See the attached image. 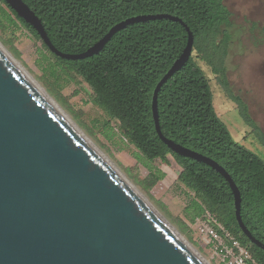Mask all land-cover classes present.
I'll list each match as a JSON object with an SVG mask.
<instances>
[{"label":"trees","instance_id":"trees-1","mask_svg":"<svg viewBox=\"0 0 264 264\" xmlns=\"http://www.w3.org/2000/svg\"><path fill=\"white\" fill-rule=\"evenodd\" d=\"M42 20L52 43L63 53L80 54L100 41L116 24L140 15L167 14L181 19L194 35L193 54L216 75L227 98L264 148V132L252 117L247 103L232 90L226 60L229 55L231 13L225 0H23ZM7 19L20 23L38 41L37 31L4 1ZM188 42L178 22L154 20L127 26L117 32L97 55L71 61L57 57L43 44L54 62L55 74L80 78L93 92V103L111 121L118 134L135 147L137 157L149 170L146 187L166 178L156 160L169 165L172 156L180 166L178 183L194 192L186 207L194 222L209 211L217 221L247 247L259 264L264 250L241 231L229 183L208 165L173 153L159 138L152 111L158 82L182 55ZM176 72L158 97L163 135L218 163L231 176L242 197V219L264 243V160L236 142L214 107V95L195 58Z\"/></svg>","mask_w":264,"mask_h":264},{"label":"water","instance_id":"water-1","mask_svg":"<svg viewBox=\"0 0 264 264\" xmlns=\"http://www.w3.org/2000/svg\"><path fill=\"white\" fill-rule=\"evenodd\" d=\"M4 1L51 53L71 61L99 54L129 25L163 19L180 23L188 33L186 48L153 92L157 134L173 153L204 163L226 179L241 231L264 250L242 219L241 193L230 174L162 133L159 93L193 54L194 35L181 19L167 14L132 17L87 51L69 54L55 47L27 3ZM67 117L0 47V264H204Z\"/></svg>","mask_w":264,"mask_h":264},{"label":"rangeland","instance_id":"rangeland-1","mask_svg":"<svg viewBox=\"0 0 264 264\" xmlns=\"http://www.w3.org/2000/svg\"><path fill=\"white\" fill-rule=\"evenodd\" d=\"M231 13L227 76L236 95L247 103L250 113L264 132V0H225ZM6 7L0 3V45L18 62L74 122L82 133L103 153L209 264H225L199 229V219L192 222L185 209L195 194L177 181L180 166L172 156L169 165L156 160L155 166L166 173L146 187L149 170L137 157V150L118 134L115 121L106 125L107 117L94 105L93 92L80 78L67 79L55 74L54 60L20 23L7 19ZM193 57L210 81L214 107L228 127L233 139L264 160V148L241 119L237 106L227 98L216 75L194 52Z\"/></svg>","mask_w":264,"mask_h":264},{"label":"built area","instance_id":"built-area-1","mask_svg":"<svg viewBox=\"0 0 264 264\" xmlns=\"http://www.w3.org/2000/svg\"><path fill=\"white\" fill-rule=\"evenodd\" d=\"M201 235L221 254L225 264H259L250 250L206 211L199 220Z\"/></svg>","mask_w":264,"mask_h":264},{"label":"bare ground","instance_id":"bare-ground-1","mask_svg":"<svg viewBox=\"0 0 264 264\" xmlns=\"http://www.w3.org/2000/svg\"><path fill=\"white\" fill-rule=\"evenodd\" d=\"M0 47L5 51V53L14 61V63L16 64V66L24 73V75L26 76V77H28L34 84H35V86L37 87V89L39 90V91H41L44 95H46V96H48L49 98H50V100L54 103V105L58 108V109H60V107L54 102V100L46 93V91L41 87V86H39L38 85V83L37 82H35L34 81V79H32V77L28 74V72L18 63V62H16V60H14V58L4 49V47L3 46H1L0 45ZM68 118V120H70V121H72L69 117H67ZM83 134V133H82ZM84 136V138L87 140V141H89V143L100 153V155L104 158V160H106V162L113 168V169H115L119 174H121L120 173V171L116 168V166L103 154V153H101L95 146H94V144L85 136V135H83ZM122 175V174H121ZM123 176V175H122ZM124 177V176H123ZM125 178V177H124ZM126 179V178H125ZM127 180V179H126ZM128 181V180H127ZM128 183H129V185L140 195V197H142L143 199H145L146 200V202L149 204V205H151L148 201H147V199L142 195V193L130 182V181H128ZM152 206V205H151ZM152 208L153 209H155L153 206H152ZM155 211L158 213V211L155 209ZM159 215H160V213H158ZM162 218H164L162 215H160ZM164 220L167 222V224L173 229V230H175V228L164 218ZM185 240V239H184ZM186 241V240H185ZM186 244L193 250V252L199 257V259L204 263V264H209L204 258H202L201 257V255L198 253V251H196L192 246H191V244L188 242V241H186Z\"/></svg>","mask_w":264,"mask_h":264},{"label":"flooded vegetation","instance_id":"flooded-vegetation-1","mask_svg":"<svg viewBox=\"0 0 264 264\" xmlns=\"http://www.w3.org/2000/svg\"><path fill=\"white\" fill-rule=\"evenodd\" d=\"M255 120V119H254Z\"/></svg>","mask_w":264,"mask_h":264}]
</instances>
